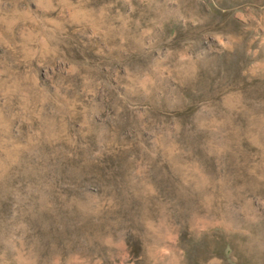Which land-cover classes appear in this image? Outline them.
<instances>
[{
	"label": "rangeland",
	"instance_id": "1",
	"mask_svg": "<svg viewBox=\"0 0 264 264\" xmlns=\"http://www.w3.org/2000/svg\"><path fill=\"white\" fill-rule=\"evenodd\" d=\"M146 6L72 47L40 38L37 0H0V264H264L255 5ZM209 20L234 52L189 39ZM165 32L190 60L153 85L129 57L159 72Z\"/></svg>",
	"mask_w": 264,
	"mask_h": 264
},
{
	"label": "clouds",
	"instance_id": "2",
	"mask_svg": "<svg viewBox=\"0 0 264 264\" xmlns=\"http://www.w3.org/2000/svg\"><path fill=\"white\" fill-rule=\"evenodd\" d=\"M119 0H44L45 6L41 7V0H37L39 8L40 25L38 35L43 40L47 38V43L62 44L65 41L68 45L76 47L82 44L85 40L101 39L107 37L109 31L115 27L117 23L123 20L124 13L117 9L116 5ZM180 0H172V3H179ZM249 4L255 5L249 17L256 25L264 27V8L259 7L258 0H247ZM126 5L125 12L129 14H138L143 11L148 13L146 0H124ZM235 15L243 19V12H236ZM199 23L197 33L189 37V39L201 40V48L209 46L210 42L218 45L216 51L218 53H232L234 47H229L225 43L228 39L224 34L223 38L217 35L218 29L213 26V21L209 20ZM217 23H219L217 21ZM163 28L162 25L159 26ZM151 26H144L142 31L146 34H151ZM123 38V37H122ZM181 35L178 33L175 37L169 38L167 32L161 37L158 43L160 50V58L166 63L161 66L159 72H154L150 65V59L145 58L139 52L131 53L129 67L135 64H141L146 69L141 74V78L147 77L153 85L156 84L157 78L169 72V69L179 61H188L190 57L187 54V49L183 48L180 43ZM155 56V52H153ZM219 63V60H218ZM129 67L125 68L127 72ZM217 72L219 69L217 68ZM208 75H211L208 73ZM4 119V110L0 108V129L3 128L2 121ZM264 180V176L260 177ZM3 180V175L0 173V181Z\"/></svg>",
	"mask_w": 264,
	"mask_h": 264
}]
</instances>
